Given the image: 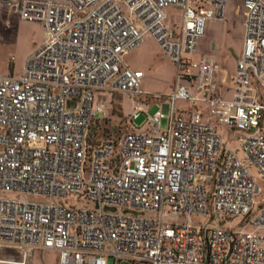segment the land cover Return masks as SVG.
Here are the masks:
<instances>
[{
  "label": "built area",
  "instance_id": "2783aa9c",
  "mask_svg": "<svg viewBox=\"0 0 264 264\" xmlns=\"http://www.w3.org/2000/svg\"><path fill=\"white\" fill-rule=\"evenodd\" d=\"M232 1L244 42L225 98L200 41ZM0 18L44 28L21 72L0 74V263L264 264V0H0ZM147 34L176 68L167 95L125 60ZM116 94L132 105L108 124Z\"/></svg>",
  "mask_w": 264,
  "mask_h": 264
},
{
  "label": "rangeland",
  "instance_id": "374dc122",
  "mask_svg": "<svg viewBox=\"0 0 264 264\" xmlns=\"http://www.w3.org/2000/svg\"><path fill=\"white\" fill-rule=\"evenodd\" d=\"M225 18L221 20H211L208 22L205 36L200 41V48L208 51L212 49V43H216L217 47L212 49L217 56L220 66V83L222 86V94L225 98H230L233 90L232 76L235 71L237 58L243 40V26L241 23V8L235 1L227 3L224 11ZM178 19H173L174 24ZM175 26V25H174ZM43 25L38 21L11 19L10 22L0 18V74L14 73L19 74L25 64L26 57L31 53L42 41ZM14 56V59L12 58ZM127 63L136 69L144 71L142 78V88L150 94H169L174 85L176 68L173 62L165 55L156 39L151 35H145L143 41L134 49L125 55ZM131 100L125 94H116L111 96V103L107 111V123L115 124L129 112L131 108ZM178 105L187 106V103L179 101ZM159 109L154 104L147 111V115H152ZM146 120V114H141L134 121L136 126L142 125ZM167 124V118H163L160 127L164 129ZM219 133L222 135L225 147L238 149V143L233 132L225 127H218ZM252 172L256 173L252 168ZM8 195L6 192L0 191V196ZM29 199L42 200L40 196L29 195ZM68 204L76 207L84 205L82 199L76 195L68 197ZM264 206V194L259 198L257 206ZM194 221L207 220V216L194 215ZM241 217L230 218L226 223V227H233L241 222ZM244 230H255L252 225H247ZM264 232V229H258ZM5 256L0 251V257ZM3 264V263H0ZM30 264H61L59 255L52 250H38L35 252L33 260ZM108 264H113V260L109 259ZM120 264H129L121 262Z\"/></svg>",
  "mask_w": 264,
  "mask_h": 264
},
{
  "label": "crops",
  "instance_id": "0c3cea01",
  "mask_svg": "<svg viewBox=\"0 0 264 264\" xmlns=\"http://www.w3.org/2000/svg\"><path fill=\"white\" fill-rule=\"evenodd\" d=\"M229 3V2H228ZM224 18H225V15H224ZM211 21V20H210ZM221 21V20H220ZM223 21V20H222ZM209 22V21H208ZM241 23H242V26H243V40H242V45H241V49H240V54H241V51H242V47H243V42H244V25H243V21H242V18H241ZM207 26H208V23H207ZM206 31H207V28H206ZM206 34V33H205ZM205 36V35H204ZM203 36V37H204ZM202 37V38H203ZM201 38V39H202ZM212 45H214V49L217 47V44L216 43H212ZM214 52V51H213ZM240 54H239V56H240ZM214 55H215V53H214ZM216 56V55H215ZM239 56H238V58H239ZM216 58H217V56H216ZM238 58H237V60H238ZM218 60V59H217ZM218 64H219V62H218ZM220 67V66H219ZM236 68V67H235ZM235 72V71H234ZM234 74V73H233ZM233 77V76H232ZM54 252H56V251H54Z\"/></svg>",
  "mask_w": 264,
  "mask_h": 264
},
{
  "label": "water",
  "instance_id": "95a60500",
  "mask_svg": "<svg viewBox=\"0 0 264 264\" xmlns=\"http://www.w3.org/2000/svg\"><path fill=\"white\" fill-rule=\"evenodd\" d=\"M212 49H214V45H212Z\"/></svg>",
  "mask_w": 264,
  "mask_h": 264
}]
</instances>
